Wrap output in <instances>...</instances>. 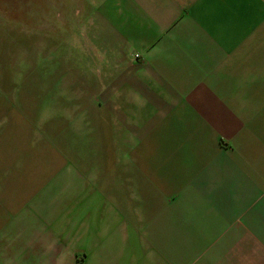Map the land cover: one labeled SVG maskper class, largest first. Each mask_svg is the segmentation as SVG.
<instances>
[{
    "label": "crops",
    "instance_id": "crops-1",
    "mask_svg": "<svg viewBox=\"0 0 264 264\" xmlns=\"http://www.w3.org/2000/svg\"><path fill=\"white\" fill-rule=\"evenodd\" d=\"M57 10L41 113L0 114L57 169L20 198L0 163V264H264V0Z\"/></svg>",
    "mask_w": 264,
    "mask_h": 264
},
{
    "label": "rangeland",
    "instance_id": "rangeland-1",
    "mask_svg": "<svg viewBox=\"0 0 264 264\" xmlns=\"http://www.w3.org/2000/svg\"><path fill=\"white\" fill-rule=\"evenodd\" d=\"M57 16V0H0V114L17 113V107L27 108L28 113H41L42 88L46 83L54 84L57 77V58L48 59L57 49ZM13 85L16 90L11 89ZM26 94L28 97H25ZM25 101L28 104L26 107ZM20 115L17 113L15 118ZM10 119L3 128L14 127ZM38 131V141L32 143L34 149L42 148L44 144V129L39 127ZM22 138L20 133L1 137L0 163H16L15 160L11 161L9 153L13 146L18 147H13L14 150L22 147L16 157L19 160L28 152ZM28 153L30 158L25 162L33 166L13 171L2 181L6 182L5 190L9 195L16 194L20 198L31 196L57 169L55 159L51 162L50 172L38 170V165L46 162V159L41 156V160H35L36 157L31 158L32 151ZM6 155L10 160H6Z\"/></svg>",
    "mask_w": 264,
    "mask_h": 264
}]
</instances>
